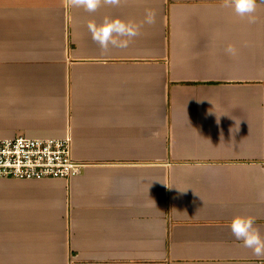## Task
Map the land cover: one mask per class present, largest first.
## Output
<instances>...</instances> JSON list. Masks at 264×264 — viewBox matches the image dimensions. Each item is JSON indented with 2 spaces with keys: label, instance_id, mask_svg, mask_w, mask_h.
<instances>
[{
  "label": "crops",
  "instance_id": "obj_1",
  "mask_svg": "<svg viewBox=\"0 0 264 264\" xmlns=\"http://www.w3.org/2000/svg\"><path fill=\"white\" fill-rule=\"evenodd\" d=\"M221 3L0 0V140L68 139L83 166L0 181V264H264L229 227L264 235V0L251 25ZM146 9L101 55L87 23Z\"/></svg>",
  "mask_w": 264,
  "mask_h": 264
},
{
  "label": "clouds",
  "instance_id": "obj_2",
  "mask_svg": "<svg viewBox=\"0 0 264 264\" xmlns=\"http://www.w3.org/2000/svg\"><path fill=\"white\" fill-rule=\"evenodd\" d=\"M127 2L128 0H63L64 7L83 9L89 13L96 12L102 6L118 8ZM221 7L231 9L237 17L250 25L256 24L259 20L256 14L258 0H222ZM156 15L155 10L146 9L144 19L139 23L133 20L104 16L100 23L90 21L86 27L91 34L92 41L98 45L101 55H106L114 49H127L133 40L141 35V29L145 24L156 23ZM224 52L232 58H237L239 55L238 49L232 44H229ZM164 184L168 186L166 183ZM259 199L264 201V192L259 193ZM229 227L232 236L236 240L242 241L243 247L249 249L253 256L264 258V235L256 226L254 217L243 214L235 215Z\"/></svg>",
  "mask_w": 264,
  "mask_h": 264
},
{
  "label": "built area",
  "instance_id": "obj_3",
  "mask_svg": "<svg viewBox=\"0 0 264 264\" xmlns=\"http://www.w3.org/2000/svg\"><path fill=\"white\" fill-rule=\"evenodd\" d=\"M82 168L71 156L68 139L0 140V181L69 180L78 176Z\"/></svg>",
  "mask_w": 264,
  "mask_h": 264
}]
</instances>
